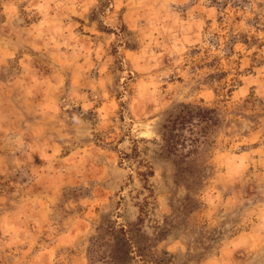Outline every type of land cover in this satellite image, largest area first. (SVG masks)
Masks as SVG:
<instances>
[{"label": "rangeland", "instance_id": "374dc122", "mask_svg": "<svg viewBox=\"0 0 264 264\" xmlns=\"http://www.w3.org/2000/svg\"><path fill=\"white\" fill-rule=\"evenodd\" d=\"M149 253L264 264V0H0V264Z\"/></svg>", "mask_w": 264, "mask_h": 264}, {"label": "trees", "instance_id": "16d2710c", "mask_svg": "<svg viewBox=\"0 0 264 264\" xmlns=\"http://www.w3.org/2000/svg\"><path fill=\"white\" fill-rule=\"evenodd\" d=\"M189 116V112L185 109V110H181V113L179 115L176 116V118H174L173 120H169V125H164L165 130H167V136L165 133V137L164 140H168V142L170 140H173V131L175 129V124H176V120L183 118V120L187 119V117ZM209 122L211 125H215V120H214V116L213 114H211V116L208 118ZM164 134V132H163ZM138 143L135 144V147L132 148V152L131 153H126V152H120L121 156L120 158H124V157H136L138 155L139 149H138ZM114 228L112 227V230ZM125 234V233H123ZM129 251V250H128ZM141 261L145 264H164L163 260L161 257H156L153 253H149L145 256H142Z\"/></svg>", "mask_w": 264, "mask_h": 264}, {"label": "crops", "instance_id": "0c3cea01", "mask_svg": "<svg viewBox=\"0 0 264 264\" xmlns=\"http://www.w3.org/2000/svg\"><path fill=\"white\" fill-rule=\"evenodd\" d=\"M36 219H39V214L37 212H34L31 207V221L35 222Z\"/></svg>", "mask_w": 264, "mask_h": 264}]
</instances>
